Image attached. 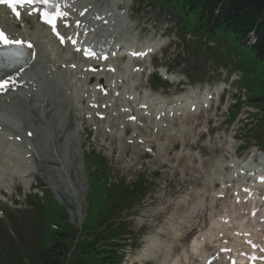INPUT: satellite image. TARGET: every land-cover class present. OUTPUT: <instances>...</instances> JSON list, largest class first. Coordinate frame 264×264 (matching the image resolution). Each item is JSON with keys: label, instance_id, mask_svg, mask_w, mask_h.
<instances>
[{"label": "rangeland", "instance_id": "obj_1", "mask_svg": "<svg viewBox=\"0 0 264 264\" xmlns=\"http://www.w3.org/2000/svg\"><path fill=\"white\" fill-rule=\"evenodd\" d=\"M100 1L102 4L104 2H108L107 0ZM136 6L137 5H135V7ZM105 7L102 6L100 8ZM142 9L144 10L142 11ZM173 12L174 14L178 13L176 10ZM130 15L134 25L138 26V30H144L143 34L150 32V34L153 35L156 30L153 29L152 26L161 29V27L165 25L166 21H168L169 27H171V30L168 32V34L175 40V43L170 46L165 54V57H168L167 67L172 70L174 74H185L193 89H202L204 87L215 86L217 83L222 81V78L220 79L216 77V74L220 73L221 70L216 71V69L232 68L233 71H238L241 75V80L235 84V87L240 92L246 91L248 100L251 102V104L264 113V73L262 63L256 58V53L251 48L237 41L234 34L221 29L217 30L215 34L210 37V43L213 44L214 47L205 49V45H203L205 33L200 29L196 15L184 13L181 22L183 29L186 32L194 35V42H191V40H193L192 36L190 34H184L182 29H178L177 21H173V18L171 19L168 12L162 13L160 8L154 10L152 6H148L147 8H141L139 10L135 9V11L131 9ZM180 33L184 34L182 35L183 38L180 37ZM189 42L191 43L189 44ZM161 61V57H159L157 64L161 65ZM156 86H159L157 88L160 90L167 92V88L162 87L160 84ZM234 107L231 106L230 111ZM240 108H242L243 111L245 109L243 106ZM241 111L242 110L240 109L237 115H239ZM223 112L226 111L223 110ZM236 113L237 110H233L232 116L234 117ZM35 114L36 115L33 117V122L34 125L39 128V126H42L41 123H43V121H41V118H39L41 117L40 113L35 112ZM213 114L214 111L210 112L208 118L209 127L212 129V132L205 134L196 146L190 147V150L192 149V153H199L201 155L203 159L202 163H197V160L194 158H188V160L186 157L179 159L175 158L177 153H181V151L184 149H189L188 143H186L185 146H182V142L178 141V143H176L167 153L171 163H166L163 165L158 161L159 164L154 163V167L146 168L143 165V160L141 162L129 163L133 160L131 157L134 155V151H136L135 148H128L126 150V157L121 158V152L118 149V145L115 146L117 144L115 142L112 144L107 143L110 147L116 149H114L112 158L107 159L104 163H102L103 169H101L99 164L101 162L98 160L101 158L96 156L98 159H95V161H91L90 159L88 160V156L85 154L86 152L84 147L92 145L94 141L101 143L103 139H105L107 142L114 140L104 137L105 133H92L94 132V130H92L94 127H90L91 134L89 137L86 138V134H88L87 132L80 137L77 136L73 138L71 140L72 145L75 144L74 146L76 149H74L72 145L70 147L72 148L73 152L76 151V155L80 152L81 145V153L78 154L76 161V156L74 157V163H78L82 166L81 171H77V169L74 167L76 165L69 167L71 169L70 175H72L76 181L74 185L79 187L83 194L78 204H76V202L72 199L70 195L71 191L67 189V185L64 180L65 175L62 174V172L61 174H58L57 171L54 170L60 162L56 157H54L55 154L51 149L50 152L53 154V156H49L53 160L43 161L41 159L42 162L38 161V163H36L40 169V177L35 178L34 184L30 191L26 189H24V191L28 194L31 200V198L34 197V193L39 191V189L41 190L43 188H47L48 190V188H50L48 180H52V183H54V185L59 188L58 195L55 194L57 196L55 207L47 210L44 207L46 215L48 214V217L46 218L47 224L41 223L38 209L35 207V201L33 203V201H30L29 198L26 200L25 196L24 198H21V204H17L16 208L12 207L13 210L11 212V216L6 222L8 225L3 226L2 229L0 228V258L3 257L2 255L7 256L6 258H2V261L3 259H7L8 261H17V259L20 258L21 253H25L26 257L28 258V255L32 253L28 252L29 250L36 248L37 245L43 244V241L49 237L51 231L54 230L52 227H54L55 224L59 222L58 210L61 207L60 205H63L67 208L66 210H68L70 215L69 220L72 223L76 224L80 222L83 224L85 221L86 224L87 212L85 199L89 203L91 200L90 194L95 195L94 197L97 204V199H99V196H102L107 200L106 201L105 199L101 198V205L98 206L93 215V217L97 218L105 203L107 204L106 208L109 207L110 210L112 202L115 199L118 200L121 198L123 193H118L120 192V190L117 191L118 188L122 186L132 187L134 183L139 182L145 177V179H148V185H143L145 189L143 194L144 196L142 195L140 198L137 196V201L129 203V205H125V207H128L127 209L124 208L117 211L115 215H112V220H109L107 224H101L99 226H102L103 228L104 226L108 225L106 226L107 228L110 225H117L119 224V218H121V220H123L120 226L121 229L118 230V233L131 236L134 242L138 244L139 248L146 246L151 249L153 252V257L150 260L144 263L138 262L136 259L132 262V264H170L177 256L182 255V250L184 248L186 250L190 248V244L195 238V235L200 236L203 231L211 228L213 222L217 220L219 216L218 214L221 215L223 212H226L229 207L228 203L219 202L215 204L214 209L212 210V207L208 206L207 204V209H205L204 213L200 215V217L198 216L199 220L196 219L193 221L192 219L189 225H185V222H187L186 220L189 209L194 206V204L196 205V203H198L199 200L203 198L202 195L204 193H206L207 196L213 195L216 193V190L219 189L217 184H215V186L214 184L211 186L208 183V180L209 178L213 179L214 176L221 173L219 172L220 170L217 169L218 167H216L217 162L220 159H223L224 161L228 160L225 157L226 149L225 147L223 148V144H225L223 131L228 129L226 126L227 123L222 125L220 128H216L217 120ZM73 116L74 115L71 114L70 118H73ZM228 116L229 115L227 113L225 117L220 119V122H222L226 117L228 118ZM204 121L205 119L201 118L199 121L201 124L198 127H202L204 125ZM77 123H81V121H78ZM247 125V129L251 128V130L249 132H245V134L243 132L245 130L242 131L241 129V131L238 133L235 144L236 148L240 145L242 146V148L239 149V152L244 150L241 153L242 158L246 157V154L251 150L252 147H254L255 143L262 147L264 146V119L258 120L257 118H254V120L249 122ZM75 126L76 124L73 125V123L71 126H67L65 137L74 132L71 130ZM198 127L193 130V135L190 134V136L187 138H194L197 134V130L199 129ZM175 128L177 127L175 126ZM75 131H77V129ZM132 132L133 131L129 130L128 135H131ZM244 134L246 136H244ZM242 136L246 138L244 139ZM226 137L227 136H225V139ZM60 138L61 139L57 145L64 144V137L60 136ZM162 140L165 139L163 138ZM243 141L245 144H242ZM121 144L123 143L121 142ZM73 152L71 153L73 154ZM84 155H86L85 160ZM39 159L40 158L36 157V161ZM185 159L187 161H185ZM89 161H91V163ZM140 166L144 167V170H142L143 172L138 170ZM104 170L109 175V183L106 182L107 184L101 182L107 178ZM77 174L79 175L77 176ZM30 180L32 179L30 178ZM114 186H116L115 189L113 188ZM48 200H50V196L47 197V201ZM206 202L209 203L210 200L207 199ZM0 206L3 207V205ZM27 206H29L28 209ZM79 206L82 207L84 212L79 211ZM19 209H22L23 212L29 210L32 212L31 217L34 215L33 218L26 219L24 214L21 215V213L15 212ZM91 213L92 211H90V217ZM115 218L116 221H114ZM191 224H194L192 230L188 229L189 226H192ZM1 226L2 224L0 222V227ZM102 228L101 232L104 231V228ZM114 228H117V226H113L112 229ZM184 229L186 230L184 231ZM97 230H99V227ZM42 231H44L45 234L44 240L41 236ZM46 233L48 234L46 235ZM96 233L94 235H96ZM190 233L192 234L190 235ZM94 235L91 236L92 240L94 239ZM151 242L153 245H151ZM80 243L82 246H87L88 241L82 239ZM23 263L28 264L29 260L26 263V261L23 259ZM68 263H71L70 260ZM125 263L126 262H124V264Z\"/></svg>", "mask_w": 264, "mask_h": 264}, {"label": "bare ground", "instance_id": "obj_2", "mask_svg": "<svg viewBox=\"0 0 264 264\" xmlns=\"http://www.w3.org/2000/svg\"><path fill=\"white\" fill-rule=\"evenodd\" d=\"M107 1L108 2L106 7L100 8L97 6L96 0H65V2L69 5V10L66 12L67 21H71V28L76 31V35L80 34L78 37V44L74 48H62L60 45L54 42L50 35L43 28H41L38 23L33 24L32 22V28L27 23L21 31H16V25L6 16L0 13V30L6 32L10 39L23 40V42H25L26 44L31 43V50L33 52L31 64L17 78L10 82L7 88L8 91L5 94L0 95V128L3 129L2 133H0V185L2 182L10 184L16 180H19L22 184H24L26 188H28L30 186V183L27 179L28 174L37 170L36 157L42 159L43 161L53 160L46 153V150H48L47 148L51 146L52 151L54 152L57 160L60 161V163H64L66 166H69L67 165L68 163L74 162L75 152L74 155L71 153L73 151L70 146L72 145L71 140L78 136L79 131L77 129V131L72 132L67 137H65V133L69 123V113L74 110L76 112L78 108H80L79 105L81 101H77L76 97H79L81 95V91L83 90V88L80 87L81 83L77 79L82 77V74L85 75L87 79L95 78L96 83L91 85V87L95 88L96 86L100 85L98 83V80L100 78H104V89L109 90L114 81L110 80L106 75L107 66L115 68L117 66L118 68V65H108V63L114 57L117 58L118 56L123 55L124 51L126 53H129L135 48V41L130 36V22H128L126 13L122 12L119 7V5L122 3L128 4V0ZM82 12L85 13L83 16H81ZM26 19L27 21H33L31 18ZM78 21H80V27L76 28V23ZM89 30H92L91 32H94V34L96 35V40L101 45V48H104V51L106 53L105 60L101 64H94L92 61L87 60L80 64L78 61H76L77 57L80 54H77L75 51L78 47H81V41L84 39H82V37ZM162 46L163 43L161 44V47ZM164 46H166V44ZM157 47L158 44L150 46L151 49H155ZM118 49L120 52L113 54L117 52ZM109 50H111V52H108ZM71 65H73L72 67L79 68L81 70L70 72H68L66 69L60 70L63 67L68 68ZM96 65L99 70L91 73L89 71L90 68ZM133 67L134 66L131 65V62H129L128 64L124 65L125 69L121 68L119 70L118 68L119 74L115 76L116 79H119L117 78L119 76L123 78V74L126 71L124 80L129 82L130 80H127L126 78L129 79L131 77H135L136 80H139L142 75H133ZM144 67L145 71L148 72V66L145 65ZM163 70L164 69H162L161 72L164 73ZM79 72L82 74H80ZM172 81L176 84L177 79H172ZM142 83L147 84L148 82L144 79ZM14 88H17V92L12 91V89ZM118 88L119 86L117 85L116 89ZM128 88L131 89L129 85L124 87V95L128 93ZM221 91L222 88L217 89L216 93L221 94ZM87 92L92 94L89 89L88 91L83 90L82 95L86 94ZM200 94L201 92L199 91H192L190 92L191 96L182 94L179 96L167 98L158 94L148 98V93H145L144 95L130 93L128 94V96H134L137 99L136 102H138V104H146L151 109L154 108L155 111L158 107L160 109L158 111L160 114L164 112V119H171V122L168 126L169 130L176 131L173 128L175 122H190V120H195L198 118V116L206 112L205 105L210 104L209 98L206 99L205 96H202ZM208 94L206 96H208ZM190 98H193L195 102H192L189 105L187 101H189ZM103 104L104 103H102L101 106ZM192 106L195 112L190 111V108ZM35 112L40 113L41 120H44V123H41L42 126H39V128H37L32 122V119H34L33 117H35ZM60 114L62 115L60 116ZM171 115H173L172 118ZM77 116H81V113H78ZM91 124L93 126H97L95 123ZM180 124L181 128L177 130V141H182V144H184L186 141L185 139L190 136V132L187 131V127L182 122H180ZM191 125L193 128L192 123ZM25 126L28 127V129L25 130ZM159 127H161V125H159ZM150 129L153 128L150 127L149 130ZM201 133L199 134V138L202 135ZM139 134L140 137H142L141 132ZM23 135L26 137L32 136L36 140V146L39 147V151H37L36 154H34V150L29 147L31 145L29 141L24 142L29 148L26 151L23 150L24 145H16L11 141L10 136L24 137ZM60 136H63L65 138H63L64 144L57 145V143L61 139ZM164 137H166V134L164 135ZM166 138L164 141H162L160 136L156 137V147L159 156L157 160L159 162L167 160L166 153H168V151H170V148L172 147L169 144L170 140ZM4 141H9L10 143H4ZM227 141L228 143L230 142L229 139ZM189 144L194 145L195 139L191 140ZM227 150L228 152L234 151L231 146L227 148ZM28 154H32L31 158L25 159V156ZM179 155L184 154H182V152L178 153L175 158L179 159ZM187 155L188 153H186L184 156ZM253 159L254 158L252 157L247 162H243L252 163ZM259 159L262 160L261 163H264L263 157ZM187 160L185 159V161ZM20 163H25V167H23V164ZM238 163V161L231 160L228 166L232 165V173H230L229 175H223L222 173H219V175L216 176L213 175V179L209 178L208 183L211 186L215 183L228 185L229 183H231V180L234 178L233 176L235 174H239V177L242 178L241 176L244 174V172H247L249 170L248 165L239 167L237 165ZM216 167H218L217 169H220L219 172H222L223 170H226V168H228L223 163H219L218 165H216ZM63 169L69 170V168L66 167H63ZM236 170H238L239 173ZM54 187L56 191L59 189L55 185ZM217 191L218 190H216V193L212 197L209 196L212 207L216 204V196L224 194V192L222 191ZM250 195H252L253 197L256 196V194L253 192H250ZM202 196L203 198L198 202V204H194V206L189 209V213L187 214L188 219H193L195 218V215H198L201 211H204L206 206L204 198L205 196H207V194L204 193ZM237 200L238 198L234 200V205L232 204V207L229 206V209L224 213V216H222L223 221L220 220V222L213 223V226L206 234L203 235L201 240L197 239L196 241H194V243L190 247V256L187 255L185 251L183 252L184 263L192 262L193 264H199L201 260L205 261L209 256L207 255V246H209V244L218 243L220 239L219 235H226V230L233 232V235L237 238H242L243 236H245L244 239H249L258 247L257 251L250 250V252L256 255L262 254V252L264 251V222L262 221V218H260V216L254 219L250 218V214L257 210L258 207H252L248 204L237 205ZM236 207L237 210H235ZM225 220H228V222L225 223ZM182 230L180 231L183 232ZM185 230L186 229H184V231ZM235 230L236 232H234ZM151 245H153V243ZM233 247H236L235 242L233 244ZM152 256L153 253L151 249L145 247V249L140 252V256L137 257V261L143 262L146 257L150 259ZM226 256L228 255L226 254ZM184 263L181 262L179 258H177L173 261L172 264ZM239 264L245 263L240 262Z\"/></svg>", "mask_w": 264, "mask_h": 264}, {"label": "trees", "instance_id": "obj_3", "mask_svg": "<svg viewBox=\"0 0 264 264\" xmlns=\"http://www.w3.org/2000/svg\"><path fill=\"white\" fill-rule=\"evenodd\" d=\"M174 3L184 10L189 9L198 14L205 29L221 28L233 33L241 42L246 40L251 32H255L257 44L253 50L264 67V0H174ZM220 6V13L216 16L214 12ZM129 199L130 197L120 199L118 205L125 204ZM97 201L98 204L95 201V205L98 207L101 205V199ZM41 236L43 238L44 234ZM72 240L73 230L65 224L61 232L52 233L47 237L43 244L39 245V250L29 255V259L32 264H66ZM119 261L120 258L115 253L101 257L93 256L87 263H81L75 257L69 264H120ZM10 264L23 262L20 258Z\"/></svg>", "mask_w": 264, "mask_h": 264}, {"label": "snow or ice", "instance_id": "obj_4", "mask_svg": "<svg viewBox=\"0 0 264 264\" xmlns=\"http://www.w3.org/2000/svg\"><path fill=\"white\" fill-rule=\"evenodd\" d=\"M5 2L9 3V7H12L13 11H15V5L16 4H24L25 2L28 4H33V3H40L43 5H48L49 4V0H5ZM44 15L46 17H48L46 19V22L51 24L53 27V31H55V23L54 20L56 18H62V13L57 10V12L55 13L54 16H49L48 13H44ZM0 44H2L4 47H24V43L22 41L19 40H15V39H9L7 36H5V34L3 32H0ZM28 47H31V45H27ZM0 87H4L3 84H0Z\"/></svg>", "mask_w": 264, "mask_h": 264}]
</instances>
